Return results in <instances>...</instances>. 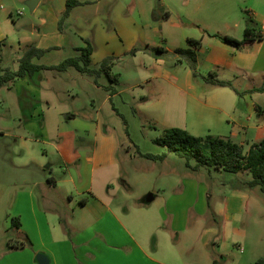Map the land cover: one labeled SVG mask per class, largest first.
I'll use <instances>...</instances> for the list:
<instances>
[{
  "label": "rangeland",
  "instance_id": "1",
  "mask_svg": "<svg viewBox=\"0 0 264 264\" xmlns=\"http://www.w3.org/2000/svg\"><path fill=\"white\" fill-rule=\"evenodd\" d=\"M114 2L116 0L109 4L114 5ZM119 5L121 10L115 13L124 22L123 38L108 42L103 38V43L99 40L92 62V67L98 68L106 57H117L112 74L117 75L118 82L112 83L104 73L97 77L70 67L65 71L41 70L32 77L26 76L13 84H4L0 87V134L15 132L20 125H24L25 120L37 121L40 126L43 123V109L46 111L47 108L43 99L49 100L54 107L45 113L51 128H58L60 120L56 112L62 109L65 121L69 122L66 126L76 130L73 126L79 128V125L70 123L67 115L78 113L77 119L91 122L97 132H92L90 137L85 134L86 143L82 137L75 140L65 137L64 145L70 150L78 146L90 150L96 148L97 159L104 165L102 169L97 166L93 175L96 192L105 196L115 209H126L130 222L137 225V233L142 232L144 236L149 226L147 222L154 218L152 213L148 218L144 217L143 210L161 214L167 205L175 213L187 210L188 225L191 227L199 223L201 228H222L224 217L221 209L228 197L239 193L246 196L244 213L237 221L225 223L227 238L221 241L220 234L217 242L221 244V251L229 256L227 264H250L264 258L262 188L259 185L243 187L241 181L246 178L245 172L210 171L204 167L194 170L187 166L185 158L155 142L170 127L186 129L196 136H208L210 125L216 128L223 114L206 107L208 98L217 99L222 110H231L237 97L235 91L207 83L204 78L210 73L204 55L211 50L210 44L218 40L208 33L242 39L248 23L264 25V0H120ZM93 9L83 8L80 20L74 21L71 16L67 18L65 32L60 33V19L55 20L44 4L42 16L41 9L33 11L27 0H0V28L6 44H0V48L3 47L0 67L18 69L19 55L33 44L23 37L31 35L30 27L37 26L36 23L42 18L47 22L42 30L49 33L43 39V44L49 50L35 62L57 65L68 57L78 55L77 48L84 47L85 40L91 36L86 33L96 24L95 17L102 20L100 14L89 12ZM166 12L170 13L169 18L165 17ZM103 23L106 33L111 28V32L114 30V24L106 20ZM36 34L37 27L34 28L33 37L35 42H39L42 38ZM189 37L201 39L204 46L199 54L200 61L198 59V77L193 76L185 63L178 62L174 53L177 48L189 45ZM20 40L21 49L18 47ZM140 45L143 48L135 55L130 53ZM146 45L161 47L163 53H151L145 50ZM256 82L260 84V80ZM233 83L239 85L237 81ZM108 85H115L118 92L112 99L109 98L110 91L106 89ZM37 110L42 113L41 116ZM51 113L54 116L50 117ZM36 140L33 142L35 153L50 147ZM140 152L167 153V156L164 160H156ZM192 164H195V160H192ZM150 193L158 198L141 209L144 205L140 204L146 202ZM204 205L207 214L199 216L198 211ZM172 217L173 214L168 215L163 221L165 225H170ZM22 251L17 250L7 259L8 250L6 252L0 247V264H39L36 256Z\"/></svg>",
  "mask_w": 264,
  "mask_h": 264
},
{
  "label": "crops",
  "instance_id": "2",
  "mask_svg": "<svg viewBox=\"0 0 264 264\" xmlns=\"http://www.w3.org/2000/svg\"><path fill=\"white\" fill-rule=\"evenodd\" d=\"M66 1L40 0L33 11L41 9L43 16L44 4L55 16V20H59L66 8ZM81 1L85 4L71 10V19L80 20L82 9L87 7H93L95 10L89 12L98 13L102 18L100 20L95 17L96 24H91L90 31L86 33L87 36L91 35L89 39L94 48L91 55L93 62L99 40L103 43L104 40L108 42L114 38H123L124 22L115 13L116 10H121V5L120 0H116L114 5L109 2L115 0ZM102 11L104 13L101 14ZM103 20L114 24L112 32L111 28L106 33ZM65 23L62 30L58 26L60 33L65 32ZM46 24V20L42 18L34 26L37 27L38 36L42 38L39 42H35L32 26L29 30L31 35L26 34L23 39L47 49L43 39L49 33L42 30ZM258 27L264 35V25ZM3 38L4 33L0 28V44L6 45ZM216 42L210 44L211 50L204 55L207 69L216 70L220 79L237 81L239 85L236 87L246 93L238 95L235 92L237 97L229 112L222 110L217 99L214 101V98H208L206 107L223 113L219 117L218 126L213 128L211 124L208 133L230 138L233 142L244 145L245 151H248L253 143L264 139V92L247 93L264 85V36L262 40H257L252 46L242 50L219 39ZM21 45L22 40L19 41V49ZM203 50L204 46L198 51L199 61V54ZM2 51L3 47L0 48V55ZM36 59L38 58L34 62ZM257 80H260V84ZM43 102L47 108L46 111L43 109V123L40 126L37 121L25 120L24 125H20L15 132L0 134V247L3 250L7 252L8 243L13 242L16 232L12 229V220L19 217L20 231L28 235L34 245L33 249L25 248L22 252H29L32 257L37 253H44L49 258V264H213L214 260L217 264L228 263L229 256L221 251L217 237L221 234L220 240H226L228 231L225 223L229 220L237 221L244 213L246 196L234 193L227 198L223 209L220 208L224 217L222 228H201L199 223L191 227L187 220L189 212L181 210L175 213L170 205L165 209L167 212L162 210L161 214L143 210L144 217L148 218L151 213L154 217L147 222L149 226L147 232H144V238L142 232H136L137 225L130 222L126 209H115L105 196L96 192L93 175L97 166L104 168L97 159L96 148L90 150L78 146L75 149L71 147L70 150L64 145L65 137L71 140L82 137L86 143L84 135L90 137L96 127L89 121L77 119L78 113H71L67 118L70 123L79 125V128L73 126L76 128L74 130L67 127L69 122L65 121V112L59 109L56 112L60 120L59 126L57 129L51 128L45 113L54 107L49 100L43 99ZM38 112L41 116L42 113ZM52 116L53 113L50 117ZM34 139L50 147L35 153ZM245 174L246 178L242 183L251 179L250 172ZM157 198L155 195L154 201ZM148 203L147 200L142 202L140 205L144 206L141 209ZM135 211L139 212L137 209ZM172 214L170 225H165L163 221ZM198 214H207V207L204 205ZM15 252L17 250L7 252V259Z\"/></svg>",
  "mask_w": 264,
  "mask_h": 264
},
{
  "label": "trees",
  "instance_id": "3",
  "mask_svg": "<svg viewBox=\"0 0 264 264\" xmlns=\"http://www.w3.org/2000/svg\"><path fill=\"white\" fill-rule=\"evenodd\" d=\"M85 4L81 0H67L66 8L59 20V29L62 30L66 19L70 16L71 10L78 5ZM170 13L166 12L165 17H169ZM210 36L218 38L224 43L230 44L239 50L252 46L257 40L263 39L262 29L258 25L248 23L245 28L244 37L242 39L235 38L230 35H221L219 33H208ZM86 45L77 50L79 54L68 57L57 65H45L34 62L35 58H42L49 49L39 48L36 45H30L18 59V69L14 70L10 67H0V87L4 84H13L17 80L26 77L34 76L41 70H58L65 71L70 67H75L82 73L95 75L99 77L102 73L106 74L112 83L118 82V77L112 74L113 66L117 57L108 56L101 62L98 68L92 67L91 55L93 53V45L89 39L85 40ZM188 46L186 48H177L174 53L177 56L178 62L185 63L192 71L193 76L198 77V50L202 47V40L196 38H187ZM143 45L135 46L130 53L135 55L141 50ZM145 50L160 54L161 47L155 48L146 45ZM207 83L219 87H228L234 90L238 95L246 93L240 91L232 80L220 79L216 70H211L207 77H204ZM110 91L111 98L116 94L114 85L106 86ZM264 92V85L247 91ZM116 110L115 106L113 105ZM126 121V120H124ZM155 142L160 146L166 147L169 152L175 153L177 156L185 158L187 166L194 170L207 168L210 171L220 170L231 173L250 172L251 179L246 180L244 184L250 187L260 186L264 191V139L260 142L253 143L248 151L242 144L233 142L230 138L220 136H196L188 130L179 127H170L164 131L162 136L155 139ZM141 155L156 159L164 160L167 153L151 154L146 153ZM195 160V164H192ZM21 221L19 217H14L12 220V229L16 232L13 242L8 243V252L13 250H22L25 248L33 249V242L30 237L20 231ZM213 264H217L214 260ZM255 264H264V258L258 259Z\"/></svg>",
  "mask_w": 264,
  "mask_h": 264
},
{
  "label": "water",
  "instance_id": "4",
  "mask_svg": "<svg viewBox=\"0 0 264 264\" xmlns=\"http://www.w3.org/2000/svg\"><path fill=\"white\" fill-rule=\"evenodd\" d=\"M40 0H29L28 5L32 10H35ZM31 28V27H30ZM154 200V195L149 194L147 197V202ZM36 260L39 264H49V258L44 253H37Z\"/></svg>",
  "mask_w": 264,
  "mask_h": 264
},
{
  "label": "built area",
  "instance_id": "5",
  "mask_svg": "<svg viewBox=\"0 0 264 264\" xmlns=\"http://www.w3.org/2000/svg\"><path fill=\"white\" fill-rule=\"evenodd\" d=\"M241 248V247H240ZM241 251H243V248H241Z\"/></svg>",
  "mask_w": 264,
  "mask_h": 264
}]
</instances>
